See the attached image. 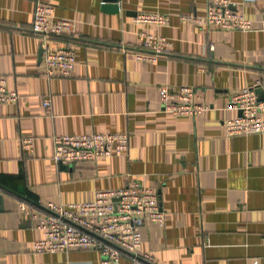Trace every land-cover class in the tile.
<instances>
[{
  "label": "crops",
  "instance_id": "0c3cea01",
  "mask_svg": "<svg viewBox=\"0 0 264 264\" xmlns=\"http://www.w3.org/2000/svg\"><path fill=\"white\" fill-rule=\"evenodd\" d=\"M36 1L0 0V75L20 94L0 103V182L45 205L140 180L166 212L163 225L141 229L153 264H264V132L225 130L239 114L227 108L231 96L264 78V0H231L253 20L250 31L183 18L205 14L208 0H41L76 21L74 33L47 40L51 50L74 44L77 52L73 72L53 77L42 71L41 37L31 29ZM139 12L165 13L169 23H137ZM144 30L170 38L171 53L138 60ZM163 84L193 86L209 109L165 111ZM93 131L128 132V152L66 166L53 160L55 134ZM22 136L34 137L33 152H22ZM22 199L0 187V264H102L94 248L35 252L43 231L23 217Z\"/></svg>",
  "mask_w": 264,
  "mask_h": 264
},
{
  "label": "built area",
  "instance_id": "2783aa9c",
  "mask_svg": "<svg viewBox=\"0 0 264 264\" xmlns=\"http://www.w3.org/2000/svg\"><path fill=\"white\" fill-rule=\"evenodd\" d=\"M231 0H208L205 14H189L183 18L199 27H218L224 30L250 31L253 20L234 8ZM137 23L167 25L169 17L161 12H139ZM31 29L41 37L43 45L42 71L49 77L70 75L76 64L74 44L51 50L47 40L50 35L74 33L76 21L59 17L53 3L37 0ZM135 56L138 60L156 62L171 53V39L165 35L142 31ZM123 45V49H127ZM258 89L261 91L258 92ZM264 78L235 92L228 109L239 114L225 120L226 134L241 135L264 132ZM193 86L174 87L163 84L160 100L164 110L175 115L195 116L209 109V105L195 99ZM20 94L9 89L6 78L0 75V103L18 101ZM46 106L51 98L44 99ZM23 153H31L35 147L32 136L20 139ZM130 148V135L126 131L85 132L55 134L53 136V160L70 164L77 161H95L99 157L122 156ZM116 199H118L116 201ZM117 202V204H116ZM44 209L22 199L19 210L23 217L36 221L43 235L33 244L35 252L67 251L74 248H94L100 251L102 264H120L127 255L130 264H153V254L142 251V227L149 222L163 225L166 212L161 207L158 191L150 185L133 180L124 187L100 190L92 200L70 203L49 201ZM252 264H259L255 261Z\"/></svg>",
  "mask_w": 264,
  "mask_h": 264
},
{
  "label": "water",
  "instance_id": "95a60500",
  "mask_svg": "<svg viewBox=\"0 0 264 264\" xmlns=\"http://www.w3.org/2000/svg\"><path fill=\"white\" fill-rule=\"evenodd\" d=\"M40 55H41L40 58L42 59V58H43V49L41 50V54H40ZM260 91H261V90L258 89V92H260ZM263 97H264V94H261V98H263ZM60 164L63 165V166H66L65 164H62V163H60ZM0 187L3 188V189H6V190H8V191L13 192L14 194L20 196V197L23 198L24 200H27V201H29L30 203H32V204H34V205H36V206H39V207L44 208V209H47L45 205H42V204L39 203L38 201H36V200H34V199L28 197L27 195H25V194H23V193H20V192H18V191H16V190H14V189H12V188H10V187L4 185V184L1 183V182H0ZM117 200H118V199H116V201H117ZM116 204H117V202H116ZM47 210H48V209H47Z\"/></svg>",
  "mask_w": 264,
  "mask_h": 264
}]
</instances>
